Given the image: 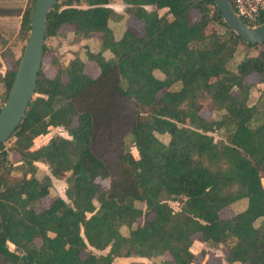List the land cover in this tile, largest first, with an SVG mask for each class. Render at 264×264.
Instances as JSON below:
<instances>
[{"label":"trees","instance_id":"1","mask_svg":"<svg viewBox=\"0 0 264 264\" xmlns=\"http://www.w3.org/2000/svg\"><path fill=\"white\" fill-rule=\"evenodd\" d=\"M3 1L0 57L8 67L0 72V110L24 48L16 55L8 44L6 19L20 17L17 33L27 41L34 9V0L21 13ZM114 1L59 0L47 13L45 40L62 25L95 38L83 57L64 63L53 55V76L41 63L34 95L9 138L21 163L12 166L0 147V264H113L122 257L193 264L195 240L222 244L227 264H264V122L249 103L248 80L256 74L264 83V42H244L214 0H117L143 23V33L128 26L116 38L108 24ZM240 45L256 53L234 62ZM87 61L96 63L97 76L84 72ZM261 97L264 103V90ZM205 100L219 118L202 115ZM50 127L67 136L57 133L32 148ZM35 162L50 174L38 178ZM66 172L65 198L55 195L37 210L51 177ZM243 199V209L220 215Z\"/></svg>","mask_w":264,"mask_h":264},{"label":"rangeland","instance_id":"2","mask_svg":"<svg viewBox=\"0 0 264 264\" xmlns=\"http://www.w3.org/2000/svg\"><path fill=\"white\" fill-rule=\"evenodd\" d=\"M4 4L11 6V7H17L19 9L16 10L15 12L21 13L24 8L27 5V0H4L3 1ZM125 7H121V9L119 8V10H121V12H123L124 15H126L125 13ZM128 16V15H127ZM193 18L195 19L198 15L196 13H193ZM132 17V16H130ZM15 18V21H11V19ZM12 18H8L6 19V24H5V33L6 36H8V44L13 48V50L15 51L16 55L20 54V49L21 46L25 45L26 40L24 41L22 38L19 37L17 30H18V24L20 21V17H12ZM133 18V17H132ZM218 29L222 30L223 28L219 25H216ZM91 39L88 35H80V34H76L73 30V27L69 25V27L62 29V27L60 28V31L58 33V35H56L55 37L52 38H47L45 40L46 43V47H47V53L43 58V62H42V69L43 72L47 75V76H53L55 73V67L51 64V57L57 56L60 61L62 62H66L69 59H71L76 53L80 54L82 57L84 56V46L86 45V43H89ZM256 53V50L253 47H247L244 45H240L239 49H238V53L234 59V62L239 61L243 56L245 55H251ZM88 62V66H87V72L89 73L91 70V65L93 67H95V70L97 69L96 63L93 61H87ZM86 62V63H87ZM90 70V71H89ZM248 80L250 82L253 83V86L250 89V94H249V103L253 104L256 103L258 105V111H259V119L261 120V122H264V103L263 100H261V93L264 90V83H259L258 82V78L256 74H252L248 77ZM1 88H0V95H2L3 91H4V87L2 85V83L0 84ZM178 86H176L175 88H177ZM1 102V100H0ZM205 102V107L202 110V115L209 118H219L220 117V112L218 111H214L210 108V104L207 100L204 101ZM256 121V120H255ZM60 133L64 136H67V132L62 128H58V127H50L48 130L47 134H44L43 136L39 137L41 138L42 142H45L48 140V138H50L51 136ZM214 138L216 140H218L219 138V134L217 132H213L212 133ZM159 138L161 140H163L164 142L168 141V135H158ZM38 137L35 138L33 140V145H37L38 144ZM128 143H129V139H128ZM12 144V139H8L4 144H3V149L6 150L7 152V160L8 162L12 165V166H17L18 164H20V158L19 156L10 149V146ZM131 151L133 153V155L135 157H137V151L135 150V148H131ZM12 176H18L20 175L19 172L17 171H12ZM44 174H50L49 168L46 164H40L37 168L36 171V176L38 178H41ZM70 175V172H66L63 177L61 178H52V184L49 188V195L45 196L41 199V201L38 203V206L36 207L37 210H40L42 208H44L48 202L53 199V196L55 195H60L63 196L65 198L64 195V190L66 188V182L65 179L67 176ZM98 182L101 183V185L105 186L107 185V180H101L100 178L96 179ZM262 185L264 186V177H262L261 179ZM171 206L173 207L174 210L178 209V204L175 201L170 202ZM242 208V203L237 204L233 207L231 206H227L225 207V209L223 208L221 210V216L222 217H229L232 216L234 213L238 212L240 209ZM258 223V222H257ZM122 233L126 234L128 229L126 227H122L121 228ZM204 245H199L197 244L196 246L193 245L191 250H193L195 252V258H194V262L193 264H227L224 261V246L222 244H211V243H203ZM8 247L10 249H14V245H12L11 243H8ZM86 253L84 252L83 255H85ZM167 255V254H166ZM134 258L136 257H122V258H117L114 260L113 264H138V261H135ZM161 258L160 257H156L153 259H145L146 262L149 263H154L159 261Z\"/></svg>","mask_w":264,"mask_h":264},{"label":"water","instance_id":"3","mask_svg":"<svg viewBox=\"0 0 264 264\" xmlns=\"http://www.w3.org/2000/svg\"><path fill=\"white\" fill-rule=\"evenodd\" d=\"M58 1L34 0L29 35L13 83L0 110V147L17 128L34 95L43 60L47 13ZM214 2L223 21L244 42L252 44L264 42V21L254 27L248 26L235 15L229 0H214Z\"/></svg>","mask_w":264,"mask_h":264},{"label":"crops","instance_id":"4","mask_svg":"<svg viewBox=\"0 0 264 264\" xmlns=\"http://www.w3.org/2000/svg\"><path fill=\"white\" fill-rule=\"evenodd\" d=\"M109 7L110 8H112L113 10H114V12L116 13L114 16H113V18H111L110 20H109V26H110V28H112V30H113V33H114V37H116V38H118V37H120L121 36V34H122V32L124 31V29L126 28V27H128V26H132V27H134L139 33H143V23L141 22V21H139L138 19H136L134 16H132V17H130L131 15H129V16H126V15H124L123 14V12H121V10L123 9V7H126L125 6V4H123V3H121L120 1H114V2H112V3H110L109 4ZM121 7H122V9H121ZM119 8L121 9V10H119ZM6 27V26H5ZM67 27H69V25H62V29H65V28H67ZM80 35H83V34H80ZM91 39H93V38H95V36H89ZM90 40V39H89ZM0 62H1V66H0V72H4V70L8 67V61L7 60H5V59H3V58H1L0 57ZM90 62V61H89ZM87 66H88V62L87 63H85V66H84V72L86 73V74H88V75H90L91 77H95V76H97L98 74H99V68H98V66H97V69L95 70V67H93L92 65H91V68H90V72L88 73L87 72ZM1 84V83H0ZM0 88H1V86H0ZM41 136H43V135H39V136H37L38 137V144L37 145H32V148H37V147H39V146H41L42 144H44L45 142H42V140H41V138H39V137H41ZM36 137V138H37ZM20 163H21V161H20ZM35 164L37 165V166H39L40 164H42L41 162H35ZM61 197H63V196H61ZM52 200V199H51ZM51 200L48 202V204L44 207V208H46L48 205H49V203L51 202ZM241 204L242 203V208L241 209H243L244 207H245V205H246V200L245 199H243V200H240L239 202H237L236 204H233L231 207H233V206H235V205H237V204ZM225 209V208H224ZM240 209V210H241ZM221 212V211H220ZM221 214V213H220ZM40 242H41V240L39 239V238H36L35 239V243L37 244V245H39L40 244ZM197 244H199V245H204L202 242H199V241H197V240H195L194 241V243H193V245H197ZM13 245V244H12ZM192 245V246H193ZM192 248V247H191ZM193 251V250H192ZM194 252V251H193ZM195 253V252H194ZM85 256V255H84ZM117 259V258H116ZM134 260L135 261H138V262H140V261H145V258H143V257H136V258H134Z\"/></svg>","mask_w":264,"mask_h":264},{"label":"built area","instance_id":"5","mask_svg":"<svg viewBox=\"0 0 264 264\" xmlns=\"http://www.w3.org/2000/svg\"><path fill=\"white\" fill-rule=\"evenodd\" d=\"M235 13L246 25L254 27L260 24L264 14V0H229Z\"/></svg>","mask_w":264,"mask_h":264}]
</instances>
